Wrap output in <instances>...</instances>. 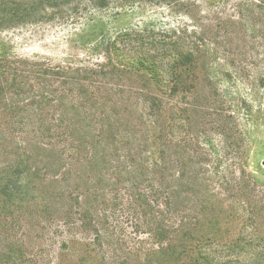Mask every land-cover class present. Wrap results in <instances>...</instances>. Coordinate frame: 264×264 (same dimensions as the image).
<instances>
[{"label":"rangeland","instance_id":"rangeland-1","mask_svg":"<svg viewBox=\"0 0 264 264\" xmlns=\"http://www.w3.org/2000/svg\"><path fill=\"white\" fill-rule=\"evenodd\" d=\"M106 5L60 0L58 8L32 9L27 22L0 30V53L11 55L21 69L46 60L95 64L103 57L97 44L110 41L127 68L151 43L180 37L179 50L192 51L202 67L196 96L180 93L175 99L180 151L210 179L213 199L221 198L218 207H233L218 239L234 241L248 219L237 253L249 264L261 250L256 246L264 249V205L253 222L247 218L251 208L233 201L235 192L224 181L239 177L247 161L256 194H264V0H107ZM33 97L14 96L11 103L19 108L5 113L4 103L0 106V264H160L167 242L151 227L164 215L169 225L179 224L158 203L144 205L157 188L148 174L128 169L113 175L105 188L111 211L101 238L53 216L50 176L35 162L39 118ZM43 142L48 146L50 140ZM223 244H215L222 254Z\"/></svg>","mask_w":264,"mask_h":264},{"label":"trees","instance_id":"trees-1","mask_svg":"<svg viewBox=\"0 0 264 264\" xmlns=\"http://www.w3.org/2000/svg\"><path fill=\"white\" fill-rule=\"evenodd\" d=\"M90 2L107 6V0ZM59 6L60 0H0V30L27 22L32 9ZM179 40L160 46L151 43L127 68L118 59L117 43L110 41L107 46L97 44L103 57L95 64L46 60L21 69L11 55L0 53V106L4 103L5 113L14 96H34L31 105L39 118L34 128L35 162L50 176L54 217L93 229L101 238L111 211L105 188L114 174L131 169L148 174L157 185L144 205L151 208L158 203L178 218V227L166 223L165 215L151 227L167 242L160 264H248L246 256L237 253L248 219L237 239L219 240L233 207L219 203V209L216 201L221 198L213 199L210 179L196 172L192 158L180 151L175 99L180 93L196 96L202 67L192 51L179 50ZM165 58H170L167 65ZM45 139L50 140L48 146ZM244 164L239 177L224 183L235 192L233 201L251 208L247 218L254 222L264 194H256L258 183L247 174V161ZM172 235L175 239L170 242ZM216 243H224L225 255L216 250ZM256 247L261 250L250 256L249 264H264L262 243Z\"/></svg>","mask_w":264,"mask_h":264}]
</instances>
